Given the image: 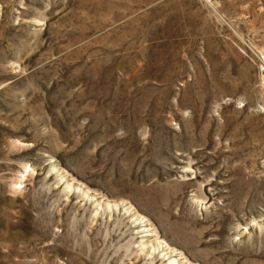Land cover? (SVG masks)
I'll return each mask as SVG.
<instances>
[{
    "label": "rangeland",
    "instance_id": "1",
    "mask_svg": "<svg viewBox=\"0 0 264 264\" xmlns=\"http://www.w3.org/2000/svg\"><path fill=\"white\" fill-rule=\"evenodd\" d=\"M220 1L0 0V264H264V0Z\"/></svg>",
    "mask_w": 264,
    "mask_h": 264
},
{
    "label": "crops",
    "instance_id": "2",
    "mask_svg": "<svg viewBox=\"0 0 264 264\" xmlns=\"http://www.w3.org/2000/svg\"><path fill=\"white\" fill-rule=\"evenodd\" d=\"M130 1V7L133 8L132 10H137V9H143L149 5H152V0H129ZM161 3H170L172 2L173 0H160ZM227 1H239V0H221L220 3H223V2H227ZM155 5H152L151 7H153ZM150 7V8H151ZM187 16L185 18H188V14H186ZM180 24H185V25H189V22H185V21H181Z\"/></svg>",
    "mask_w": 264,
    "mask_h": 264
}]
</instances>
